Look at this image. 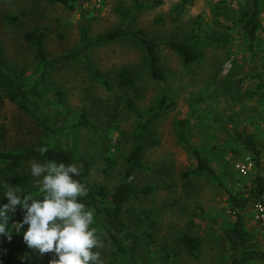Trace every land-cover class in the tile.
<instances>
[{
	"label": "rangeland",
	"instance_id": "374dc122",
	"mask_svg": "<svg viewBox=\"0 0 264 264\" xmlns=\"http://www.w3.org/2000/svg\"><path fill=\"white\" fill-rule=\"evenodd\" d=\"M253 1L139 0L145 8L135 17L136 31L159 43L198 34L194 48L199 60L185 66L176 52L163 49L160 58L165 80L155 82L139 45L121 41L99 47L91 55L110 81L111 89L107 90L80 63L60 67L39 83L36 50L25 36L34 29L46 30L45 51L48 58L57 59L83 47L84 30L96 39L120 28L124 22L120 11L132 14V0H75L72 9L43 0H0V56L5 69L22 75L29 86L39 83L52 114L74 122L82 114L87 116L88 127L71 134L66 144L89 166L91 185L103 186L109 193L116 190L142 122L139 114L147 118L163 97L169 101L171 107L146 134L145 170L134 180L137 190L150 188L153 192L133 198L123 216L138 238L139 264L229 263L223 236L234 220L229 196L208 176L191 174L196 162L179 145L176 123L191 120L190 141L206 152L234 195H246L255 178L264 176V163L254 166L246 177L239 174L237 164L250 155L227 135L229 129L249 126L264 140V99L258 90L259 82H264V33L249 51L238 23L240 14ZM259 1L264 27V0ZM124 70L132 83L121 87L119 76ZM59 94L63 95L62 103ZM128 99L136 112L129 109ZM0 133L4 136L0 148L6 152L62 139L54 138L37 115L22 111L2 95ZM245 214L247 230L264 246V228L253 222L252 206ZM184 236L199 238L201 247L196 256L184 248ZM99 239L103 247L94 250L100 252L103 264H114L112 247L101 236Z\"/></svg>",
	"mask_w": 264,
	"mask_h": 264
},
{
	"label": "trees",
	"instance_id": "16d2710c",
	"mask_svg": "<svg viewBox=\"0 0 264 264\" xmlns=\"http://www.w3.org/2000/svg\"><path fill=\"white\" fill-rule=\"evenodd\" d=\"M49 4L63 5L72 9L75 0H43ZM134 3V12L129 14L120 11L123 24L120 28L108 32L102 36L92 39L87 30L83 31V47L75 52L50 59L45 51V39L47 31L44 29H34L26 34L25 40L36 50V57L39 65L40 82L46 79V76L60 67L72 63H80L88 74L99 84L110 90V81L107 75L95 65L92 58V51L112 43L129 41L139 45L146 57L147 67L151 78L155 82L165 80L163 68L161 66V50L168 49L176 52L183 60L185 66H190L199 60V54L195 51V41L200 38L198 34H193L188 38L174 40L168 43H159L153 39L141 36L134 27V20L145 6L139 4V0H132ZM186 2L187 0H183ZM262 5L259 0H254L249 9H245L240 14L238 23L240 25L244 42L248 45L249 51L255 49L259 36L264 33V27L260 22L262 14ZM211 42L221 43V39H209ZM128 71H122L120 86L131 85L132 80L128 76ZM39 83L29 86L22 75L12 74L5 69L4 60L0 56V95L16 103L22 111L35 114L42 121L47 131L54 138L62 137L61 143L38 144L26 149L6 152L0 148V204L7 203L3 197L5 185L15 186L23 189L24 194H31L40 198L42 193L34 186L33 181L37 178L31 176L30 166L33 162L44 163L46 161L63 162L65 164L74 163L80 170V176L76 177L83 182L89 189L86 197L81 198L86 208L94 211V223L92 227L96 228L97 234L101 236L104 243L112 247L114 253V264H139L138 256V238L130 229L124 220V212L129 202L139 196L148 195L153 192L150 188L137 190L135 187V176L145 170L143 160L145 157L146 134L151 126L160 118L161 114L171 107L166 97L159 102L158 107L152 110L149 115L143 117L138 134L134 141V147L126 159V170L122 183L113 193H109L103 186H93L89 183V166L81 162L75 150L66 144L67 139L73 133L88 127L87 116L82 114L77 122L71 121L66 116L52 114L46 107L39 90ZM258 90L261 98L264 99V82H259ZM60 103L63 101V95L59 94ZM130 110L136 112L132 101L127 100ZM191 120L183 119L176 123L177 140L179 145L186 150L195 159V168L191 174L206 175L216 182L229 196V204L232 209L234 220L229 227L223 230V236L228 245L229 263L228 264H264V246L254 241L252 235L246 227V211L249 207L262 200L264 195V176L258 175L255 178L251 190L246 195L231 193L226 187L220 175L214 169L208 156L200 147L194 145L188 136V129ZM228 138L231 139L241 150L249 154L253 159L255 167L259 168L264 163V140H260L255 132H252L249 126H237L234 129L227 130ZM3 134L0 133V145L3 141ZM64 139L65 143L62 141ZM64 143V144H63ZM47 149L41 153L40 147ZM234 153L238 154L236 150ZM23 213L17 209L16 213L9 215V227L13 228V222L22 219ZM19 234L13 232L11 240L0 236V261L2 264H41L49 263L54 258L52 253L40 255L38 251L28 248L23 240V231ZM184 248L191 256H196L200 250L201 243L199 238L194 236H184L182 240ZM23 258V259H22Z\"/></svg>",
	"mask_w": 264,
	"mask_h": 264
},
{
	"label": "clouds",
	"instance_id": "9594fccd",
	"mask_svg": "<svg viewBox=\"0 0 264 264\" xmlns=\"http://www.w3.org/2000/svg\"><path fill=\"white\" fill-rule=\"evenodd\" d=\"M39 151L44 153L43 146ZM31 176L37 178L34 186L42 193L40 198L24 194L23 189L5 185L0 204V236L12 238L13 232L23 231L28 248L42 256L52 253L49 264H103L98 249L103 247L94 223V211L86 208L83 200L88 187L78 180L80 170L74 163L46 161L33 162ZM19 209L23 215L14 227H9V215ZM23 259V258H22Z\"/></svg>",
	"mask_w": 264,
	"mask_h": 264
},
{
	"label": "built area",
	"instance_id": "2783aa9c",
	"mask_svg": "<svg viewBox=\"0 0 264 264\" xmlns=\"http://www.w3.org/2000/svg\"><path fill=\"white\" fill-rule=\"evenodd\" d=\"M254 161L251 157H246L237 164V171L243 177L248 176L254 169ZM253 222L264 228V195L262 200L258 202L253 209Z\"/></svg>",
	"mask_w": 264,
	"mask_h": 264
},
{
	"label": "crops",
	"instance_id": "0c3cea01",
	"mask_svg": "<svg viewBox=\"0 0 264 264\" xmlns=\"http://www.w3.org/2000/svg\"><path fill=\"white\" fill-rule=\"evenodd\" d=\"M255 205H256V204H255ZM255 205L252 206V210L254 209V206H255ZM252 217H253V215H252Z\"/></svg>",
	"mask_w": 264,
	"mask_h": 264
}]
</instances>
